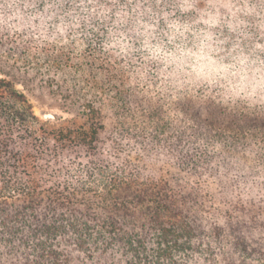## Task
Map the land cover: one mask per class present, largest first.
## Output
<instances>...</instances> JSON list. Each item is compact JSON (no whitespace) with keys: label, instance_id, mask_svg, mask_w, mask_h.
Here are the masks:
<instances>
[{"label":"trees","instance_id":"16d2710c","mask_svg":"<svg viewBox=\"0 0 264 264\" xmlns=\"http://www.w3.org/2000/svg\"><path fill=\"white\" fill-rule=\"evenodd\" d=\"M104 2L0 0V264H264V101L142 80L80 7Z\"/></svg>","mask_w":264,"mask_h":264},{"label":"clouds","instance_id":"9594fccd","mask_svg":"<svg viewBox=\"0 0 264 264\" xmlns=\"http://www.w3.org/2000/svg\"><path fill=\"white\" fill-rule=\"evenodd\" d=\"M80 7L107 27L108 46L134 57L140 78L159 81L162 92L200 90L225 104L264 101V0H107Z\"/></svg>","mask_w":264,"mask_h":264},{"label":"rangeland","instance_id":"374dc122","mask_svg":"<svg viewBox=\"0 0 264 264\" xmlns=\"http://www.w3.org/2000/svg\"><path fill=\"white\" fill-rule=\"evenodd\" d=\"M13 73L15 74V71ZM19 74L18 76L23 80H19L22 82H16L18 89L26 93L33 104L36 114L44 121H47L50 126L65 125L71 120L79 119L78 103L72 104L70 101L64 102L61 95L52 92L51 87L40 77L35 78L31 75L25 77ZM46 112L54 113L56 118L52 120L47 119L44 115Z\"/></svg>","mask_w":264,"mask_h":264},{"label":"water","instance_id":"95a60500","mask_svg":"<svg viewBox=\"0 0 264 264\" xmlns=\"http://www.w3.org/2000/svg\"><path fill=\"white\" fill-rule=\"evenodd\" d=\"M44 115H45V117H46L47 119H50V120L56 118L55 114L52 113V112H46Z\"/></svg>","mask_w":264,"mask_h":264}]
</instances>
